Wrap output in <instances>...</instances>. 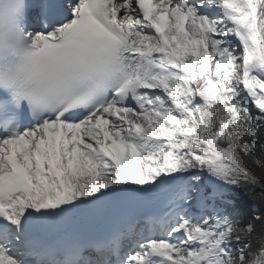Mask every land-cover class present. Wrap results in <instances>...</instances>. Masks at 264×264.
Listing matches in <instances>:
<instances>
[{
    "label": "snow or ice",
    "instance_id": "obj_1",
    "mask_svg": "<svg viewBox=\"0 0 264 264\" xmlns=\"http://www.w3.org/2000/svg\"><path fill=\"white\" fill-rule=\"evenodd\" d=\"M0 264H264V0H0Z\"/></svg>",
    "mask_w": 264,
    "mask_h": 264
}]
</instances>
